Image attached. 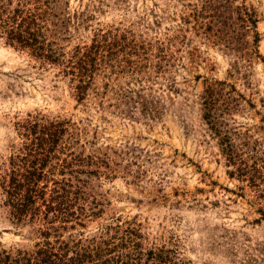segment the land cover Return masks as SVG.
Wrapping results in <instances>:
<instances>
[{
    "label": "rangeland",
    "instance_id": "374dc122",
    "mask_svg": "<svg viewBox=\"0 0 264 264\" xmlns=\"http://www.w3.org/2000/svg\"><path fill=\"white\" fill-rule=\"evenodd\" d=\"M16 8L39 15L41 40L59 61L9 45L0 30V176L23 145L19 124L65 122L61 157L75 153L73 170L84 173L55 178L80 187L76 205L87 213L64 240L130 223L144 249L165 247L185 264L260 263L264 0H0V10ZM93 46L78 100L68 60ZM215 82L229 104L223 130L254 184L230 175L202 119L200 96ZM2 200L0 248L32 250L39 226H15Z\"/></svg>",
    "mask_w": 264,
    "mask_h": 264
},
{
    "label": "trees",
    "instance_id": "16d2710c",
    "mask_svg": "<svg viewBox=\"0 0 264 264\" xmlns=\"http://www.w3.org/2000/svg\"><path fill=\"white\" fill-rule=\"evenodd\" d=\"M38 19V14L19 8L11 12L0 10V30L9 45L28 50L42 62L57 63L56 52L41 40ZM249 23L254 24L252 16ZM92 48L95 46L81 56L77 52L68 60L67 74L77 80L78 100L89 86L86 80L91 77L89 68L95 67ZM221 85L220 82L208 84L200 96L202 119L216 137L227 166L233 168L230 175L247 178L254 184L250 167L243 162L231 133L223 130L221 117L229 111V104L220 99ZM18 126L23 145L10 159L8 172L0 176V195L11 222L15 226L38 225L34 231L41 238L28 251L0 248V264H185L176 252L165 247L144 249L141 234L130 223L108 226L97 238L64 240L61 233L82 226L87 212L76 205L82 195L80 187L70 179L55 177L68 172L70 176L84 173L73 170L74 164L82 160L72 152L61 157L65 154L60 147L67 132L65 122L46 121L36 116ZM255 250L261 256L260 263L250 258L247 264H264V246Z\"/></svg>",
    "mask_w": 264,
    "mask_h": 264
}]
</instances>
